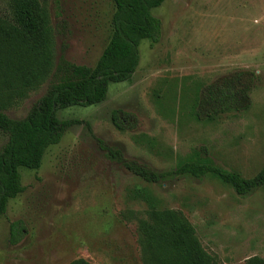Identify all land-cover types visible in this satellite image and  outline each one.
<instances>
[{
  "label": "rangeland",
  "instance_id": "rangeland-1",
  "mask_svg": "<svg viewBox=\"0 0 264 264\" xmlns=\"http://www.w3.org/2000/svg\"><path fill=\"white\" fill-rule=\"evenodd\" d=\"M40 2L53 28L54 65L31 87L6 72L7 63L0 66V111L14 119L24 118L44 95L62 55L95 66L113 33V0ZM153 15L162 21V36L158 43L142 40L132 79L112 83L99 104L59 110L60 119L82 123L48 148L39 169L20 168L25 190L0 216V264H69L77 258L145 264L138 227L153 209L181 212L219 264L264 259V188L241 196L211 176L148 183L96 140L159 171L205 148L220 166L254 177L264 168V0H166ZM10 18L7 0H0V21ZM237 72L246 74L245 81L255 74L249 107L198 121L195 110L206 86ZM115 111L130 115L134 127L119 130ZM7 141L0 130V150ZM17 220L25 235L11 244L10 223Z\"/></svg>",
  "mask_w": 264,
  "mask_h": 264
},
{
  "label": "trees",
  "instance_id": "trees-1",
  "mask_svg": "<svg viewBox=\"0 0 264 264\" xmlns=\"http://www.w3.org/2000/svg\"><path fill=\"white\" fill-rule=\"evenodd\" d=\"M166 0H113L112 36L95 66L76 64L62 55L55 65L54 80L44 95L21 119L0 111V130L8 141L0 150V216L6 214L9 201L25 190L21 167L37 170L46 151L58 144L65 132L79 119L58 117V111L72 106H91L106 100L112 83L130 81L140 64V44L149 39L158 43L162 36V21L153 9ZM10 21H0V66L18 75L24 87H31L54 65V33L50 16L40 0H7ZM15 59V61H14ZM237 72L219 83L206 86L198 100L195 118L212 120L250 105V90L254 73ZM119 130L134 127L130 115L115 111L112 117ZM129 125V126H128ZM90 128V127H89ZM108 156L124 165L134 175L148 183H163L182 176L214 177L231 186L241 196L264 188V168L247 178L228 170L210 156L205 148L195 149L181 159L175 168L159 171L147 165L126 160L119 149L96 138ZM145 264H219L203 247L196 230L179 211L153 209L150 219L139 224ZM22 220L10 223L9 242L18 244L24 237ZM69 264H91L77 258ZM244 264H264L260 256L249 257Z\"/></svg>",
  "mask_w": 264,
  "mask_h": 264
}]
</instances>
